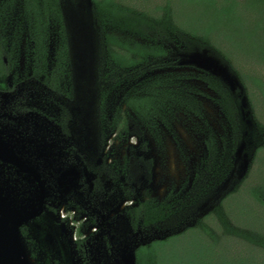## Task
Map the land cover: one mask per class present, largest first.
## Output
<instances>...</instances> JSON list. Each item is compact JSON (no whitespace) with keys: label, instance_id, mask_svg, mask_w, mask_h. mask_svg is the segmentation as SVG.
I'll return each instance as SVG.
<instances>
[{"label":"flooded vegetation","instance_id":"1","mask_svg":"<svg viewBox=\"0 0 264 264\" xmlns=\"http://www.w3.org/2000/svg\"><path fill=\"white\" fill-rule=\"evenodd\" d=\"M59 11L53 44L57 49L52 48L49 65L52 19L46 24L41 17L39 27L32 28L24 0H0L4 65L0 129L17 127L24 136L39 143L44 137L52 146L66 139L59 146L61 161L65 169L76 170V195H65L60 207L58 202L46 200L40 216L20 225L22 241L35 264H108L111 254L126 242L138 244V264V255L155 252L157 244L176 235L172 233L178 223L192 220L191 213L207 196L210 183L214 187L221 182L219 174L208 167V159L212 162L213 157L200 161L188 183L175 176V149L187 162L191 154L189 145L196 135L194 130L189 137L192 118L208 127L205 103L216 102L213 94L234 120L236 107L231 97L229 100L218 88L210 87L209 82L217 87L220 83L214 78L219 85L213 82L207 72L201 77L206 88L196 91L168 85L162 93L160 87L152 89L148 83L136 88L129 85L128 80H135L144 67L131 77L107 75L93 100L76 106L69 52L65 56L63 48L64 44L68 47L67 34L61 8ZM154 81L158 84L160 80ZM81 109H89V120H80ZM209 141L204 143L208 154L214 152ZM162 174H172L171 180L164 183Z\"/></svg>","mask_w":264,"mask_h":264},{"label":"trees","instance_id":"2","mask_svg":"<svg viewBox=\"0 0 264 264\" xmlns=\"http://www.w3.org/2000/svg\"><path fill=\"white\" fill-rule=\"evenodd\" d=\"M125 1L92 0L100 34L99 87L109 74L131 77L141 67H162L165 62L160 59L171 50L207 48L230 65L247 89L251 107L264 116V78L253 71L264 66V0H140L138 6ZM24 3L32 28L39 27L41 17L47 24L60 14L59 0ZM105 25L133 30L150 43L122 41L108 35ZM63 46L67 56L69 49ZM3 66L0 53V73ZM148 83L162 93L168 86L161 80ZM209 85L230 100L223 86ZM253 157L254 169L212 212L194 227L157 244L155 252L138 255V264H264V141Z\"/></svg>","mask_w":264,"mask_h":264},{"label":"water","instance_id":"3","mask_svg":"<svg viewBox=\"0 0 264 264\" xmlns=\"http://www.w3.org/2000/svg\"><path fill=\"white\" fill-rule=\"evenodd\" d=\"M59 3L67 34L76 106H80L93 100L100 88L99 27L93 16L92 0H59ZM84 25L90 26L95 34L96 41L91 46L93 59L88 57L90 35L89 28L87 30ZM175 51L184 52V55L196 52L209 55L201 64L199 63V67L206 70L209 76L218 80L227 90L238 110L239 129L242 132L232 171L218 186L208 190L207 196L191 213V221L178 223L176 233L172 234H179L193 227L202 216L212 212L221 200L241 183L248 172L257 146L262 145L264 138L260 136L261 139L258 140L256 138L258 136L254 134L257 128L251 121L253 118L250 116L251 109L244 85L227 62L208 54L210 50L207 48ZM230 70L232 74H228ZM88 110L79 111L82 115L81 121L89 120ZM245 116L251 120H246ZM44 139L42 137L39 143L34 137H26L21 131H17V127L12 129L5 126L0 129V264H35L23 244L20 225L24 221H33L40 216L46 200L56 201L60 207L62 201L66 199L65 195L71 193L76 195V170L74 167L65 169L61 161L62 147L59 146H62L66 139L63 138L54 146ZM84 147L88 148V145L85 144ZM8 165L14 169L12 172L8 170ZM202 208L204 210L201 212ZM163 238L164 236L161 240ZM137 247L138 244L129 242L122 244L120 249L111 254L108 264H137Z\"/></svg>","mask_w":264,"mask_h":264},{"label":"rangeland","instance_id":"4","mask_svg":"<svg viewBox=\"0 0 264 264\" xmlns=\"http://www.w3.org/2000/svg\"><path fill=\"white\" fill-rule=\"evenodd\" d=\"M131 1H132L131 5L133 4L135 6H138L140 4L139 3L140 0H131ZM157 1H159L160 3L162 0H157ZM122 2H126V1L122 0ZM150 6L152 5H149V7ZM51 19L52 20H51L50 26H55V27L54 28L52 27L53 32L51 34L53 36V39H51L52 46L51 47L49 46L50 53L49 52L47 53L46 51L47 57L48 56L50 57L48 61L49 65H51L52 63V59H51L52 48L57 49L55 45L53 44L55 43V38L57 41L56 28H58L57 26H59L58 24L59 22H56V19L54 17ZM119 27L120 26H112V25L108 27V25H105L106 33L108 35L115 36L116 38H119L122 41L123 40H127V41L135 40L143 44L150 43V40L143 39L141 36L138 35L137 32L133 30L132 31L124 30L121 27L120 28ZM88 28H89V35H90V38L88 40V43H89L88 57L93 59V48L91 46L93 43H95L96 40H95V34L93 32V29H91L90 26L88 27L86 26L87 30ZM61 38L62 36L60 37V39ZM60 44H62V41L60 42ZM166 44H169V42H166ZM175 50L176 49H174L173 51L171 50V52H169L167 56H165L163 59H160L159 61L160 63L163 64V61L165 62V64H163L162 67H158V68L154 67L152 69L144 67L142 70V74L137 75L135 77V80H132V81L128 80V84L136 88L137 86H140L143 83L146 84L150 82L151 80H161V81L164 80L166 81V83L167 81L171 83V84L167 83L169 86H174V85L181 86L182 85L183 87L190 88V90L192 91L200 90L201 88H206L205 85L202 83V79H201V77L204 76V73L206 72V70H204L202 67H199V63L201 64L202 60H204L209 55H204L199 52H196L192 55H188V53H185L184 55V52H178ZM98 52L101 53L100 49ZM208 54H211L215 58H218L221 60L219 55H217L212 50H210V53ZM100 55L101 54H99V56ZM59 61H60V56H58L57 68L60 64ZM120 69H123L122 72L132 71L131 69H126V68H120ZM230 71H228V74H232V70ZM253 71H255L256 73H259V75L262 78H264V66L263 65L260 67H256ZM101 72L103 73L102 70ZM142 76H144L143 80H140ZM244 90L248 98L250 109H251L250 116H252L253 120H251L250 117L248 116H245V117H246V120L250 119L253 123H255L257 130L255 131L254 134L258 136L256 138L259 140V138L261 139V137L264 138V131L260 130L261 125L264 128V121H263L264 116L262 115V111L258 112L251 107L250 99L247 93V89L245 87H244ZM212 98H216L217 99V100L215 99L216 102L207 100V102L205 103L208 107L206 108V111L204 112L206 116V121H208L209 123L208 127H206V125H204L202 121H199V122L197 121L196 123V118L195 117L192 118L193 119L192 125L194 126V128H191V131L189 132V137H191L194 130L196 131V135L195 137L193 136L191 145H189V148H190L189 151L191 152V154H189L188 162L186 161V157H182L180 155L181 153H179L178 150H176L177 148L175 147L176 149L174 152V159H175L174 172H175V176L178 178L180 182L182 181H186L187 183L189 182L192 172L195 171V168L197 166H199V163L202 159H205L206 161L207 158L213 157L212 162L210 159H208L209 161L208 167L210 169H213L212 171H214L216 175L219 174V178L221 177V181L226 179L227 175L233 169V162L235 160V152H236L237 146L242 136V132L239 129L240 128L239 126L240 118L238 116L239 115L238 110H236L235 120L231 119L228 115H226L227 114V111L225 108L226 106L223 109H221V107L219 106L222 104L219 102L220 100H218L215 94L212 95ZM234 123H236L237 126L234 127ZM258 124L260 126H258ZM187 138L188 137L186 136V139ZM207 139L210 140L209 142L211 143L210 144L211 148L214 149V152L209 151V154H208V149L206 148V145L204 144L207 141ZM206 163L207 162H205V164ZM254 166L255 164L252 159L251 164L248 168V172L250 171V169L251 170L254 169ZM248 172L246 176L248 175ZM171 175L162 174L161 176L162 181L164 183L168 182V179L171 180ZM210 184H209L208 190L213 188L212 183ZM239 184L237 185V187L239 186ZM65 215L70 221H72L73 224L76 225V221L72 219L71 213L70 214L67 213Z\"/></svg>","mask_w":264,"mask_h":264}]
</instances>
